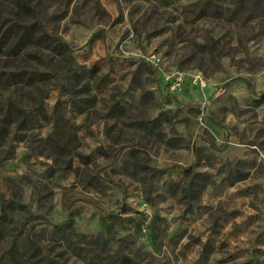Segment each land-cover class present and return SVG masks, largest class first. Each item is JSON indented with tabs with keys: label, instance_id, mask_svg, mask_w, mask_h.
Here are the masks:
<instances>
[{
	"label": "rangeland",
	"instance_id": "rangeland-1",
	"mask_svg": "<svg viewBox=\"0 0 264 264\" xmlns=\"http://www.w3.org/2000/svg\"><path fill=\"white\" fill-rule=\"evenodd\" d=\"M25 1L66 46L0 56L48 73L0 81V124L8 100L47 112L0 138V264H264V4ZM172 69L208 86L170 90Z\"/></svg>",
	"mask_w": 264,
	"mask_h": 264
},
{
	"label": "trees",
	"instance_id": "trees-1",
	"mask_svg": "<svg viewBox=\"0 0 264 264\" xmlns=\"http://www.w3.org/2000/svg\"><path fill=\"white\" fill-rule=\"evenodd\" d=\"M10 1L17 7L16 15L19 20L10 21V19L6 18L0 21V56H16L28 46H42L56 53H63V48L66 44L60 41L54 42L39 21H26L20 19L22 15H33L32 8H30L25 0ZM232 1L235 5L234 9L236 10L238 7H241L245 0ZM253 2L264 4V0H253ZM95 71L96 67L93 65L84 72L87 73L85 75L91 78ZM47 74V72H39L36 70L0 71V81L8 79L11 82L36 83L37 81L47 79ZM70 101L79 112L83 111L84 104L77 100L75 95H70ZM40 103L41 100L37 101L34 107L24 108L8 100L1 114L3 123L0 124V138L7 133L5 122L7 125L14 124L15 128H21L27 126L29 123H37L40 118H45L47 112L42 109ZM189 170V168H185L184 173H187V171L189 172ZM69 223L70 221L68 219L63 225H69ZM107 257L110 264H132L128 256L117 252H111Z\"/></svg>",
	"mask_w": 264,
	"mask_h": 264
},
{
	"label": "built area",
	"instance_id": "built-area-1",
	"mask_svg": "<svg viewBox=\"0 0 264 264\" xmlns=\"http://www.w3.org/2000/svg\"><path fill=\"white\" fill-rule=\"evenodd\" d=\"M154 57V55H152ZM151 62H153L150 59ZM155 65V62H153ZM162 78L165 84L169 85L170 90L179 91L186 84H191L200 90H204L208 86V81L202 72L198 70L186 71L180 69H172L163 71ZM206 100L203 101L202 109L205 107Z\"/></svg>",
	"mask_w": 264,
	"mask_h": 264
}]
</instances>
